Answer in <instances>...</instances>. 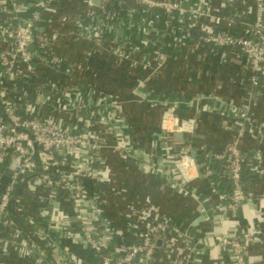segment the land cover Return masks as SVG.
<instances>
[{"label": "built area", "instance_id": "built-area-1", "mask_svg": "<svg viewBox=\"0 0 264 264\" xmlns=\"http://www.w3.org/2000/svg\"><path fill=\"white\" fill-rule=\"evenodd\" d=\"M132 1L137 7L126 8L125 15L132 16L136 11L146 17L154 15L164 24L159 29L162 36L173 32L179 23L188 25L187 36L193 47L220 52L223 61L240 66L255 90L264 89V0H243L245 7L229 16L217 15L215 11L220 7L206 0L193 5L176 0ZM230 1L234 0H225L224 6ZM110 3L111 0H106L97 9L90 2L95 9L78 18L80 35L98 40L116 33L107 22H100L102 17L120 19L124 15L112 14L108 8ZM55 10L53 0H0V12L9 14L0 23V231L12 230L6 240L0 236V246H16L34 264H71L42 228L40 221L48 220V229L58 232L72 231L77 226L100 264H153L155 241L160 235L153 236L163 233L165 238H172L171 223L157 213L150 219L132 222L119 240L112 222L104 215L103 192L91 193L86 178L98 185L109 184L110 167L104 152L117 148L139 168L161 175L176 189L196 194L183 180L167 151L159 161L156 155H147L136 147L125 118L110 95L82 85L67 87L47 83L44 79L30 98L28 90L19 86V82L28 83L31 78L42 77L33 62L35 55L54 67H69L55 54L48 37L47 28ZM251 13H255L254 22L247 21ZM195 30L200 34L194 35ZM150 33H145L149 49L152 46L149 51L138 48L136 42L122 34L113 38L115 47L118 50L130 42L132 46L125 54L164 56L166 53L161 48L153 46ZM33 44L34 50L30 48ZM154 49L161 52L155 53ZM168 103L180 106L179 101ZM220 103L223 111L234 113L236 122L232 127L240 136L249 133V124L264 125L247 111L224 101ZM192 104L193 101L188 102ZM162 138L165 142V137ZM110 140H113L111 144ZM210 161L222 165L231 184L230 200L213 209L212 221L221 224L228 212L253 199L244 179L248 156L235 143ZM207 174L212 176V170ZM62 202L74 209L73 216L66 213ZM179 233L190 252L198 254L199 240ZM215 238L218 246L229 254L231 264H251L247 250L249 233L246 239L229 232H219ZM187 259L181 257L179 264H187Z\"/></svg>", "mask_w": 264, "mask_h": 264}, {"label": "water", "instance_id": "water-1", "mask_svg": "<svg viewBox=\"0 0 264 264\" xmlns=\"http://www.w3.org/2000/svg\"><path fill=\"white\" fill-rule=\"evenodd\" d=\"M105 1L53 0L56 10L47 28L48 37L55 54L67 62L69 67H54L41 56L35 55L33 62L38 74L47 83L67 87L84 84L110 95L125 118L134 142L144 151L151 144L148 152L152 154L154 142H150L151 137L162 134L168 146V156L183 180L204 192L212 205L218 208L221 201L215 200L206 192L211 190L217 197L215 187L207 175L208 163L213 156L224 154L230 145L237 143L241 146L246 136H240L235 127H227L226 117L222 112L195 107L183 110L168 103V95L182 93L213 97L241 108L255 118L263 119L264 111L261 106L264 93L255 90L249 81L229 73L220 62L209 60L207 56L199 59L194 57L192 62H184L183 58L170 54L162 57L129 55L125 52L132 46L130 42L117 50L116 42L111 36L92 40L80 35L78 18H75L72 11H93L95 8L90 2L101 9L97 5ZM78 3L81 6L75 5ZM67 5L74 8H66ZM56 25L70 27L72 34L68 36V40L71 38L77 48H84L86 51L75 57L63 54L59 50L60 40L55 38L54 32L58 30ZM221 28L237 32L232 28ZM30 48L34 50L35 45ZM64 51H68L66 46ZM151 121L152 123H147ZM208 136L216 140L214 149L209 147ZM113 153L115 159L108 161L110 185L124 218L119 224L123 228L119 238L125 236L131 221L147 220L157 213L166 217L188 238L196 240L214 234L215 224L195 195L176 189L159 174L139 168L122 156L117 148L113 149ZM103 212L111 222H115L107 210L103 209ZM191 218L196 219L201 226L195 225ZM200 220L203 221L199 222ZM158 235L160 237L155 241L153 254L154 264L172 263L166 257L167 239L163 233L153 237ZM248 248L251 264H264V233L254 234Z\"/></svg>", "mask_w": 264, "mask_h": 264}, {"label": "crops", "instance_id": "crops-1", "mask_svg": "<svg viewBox=\"0 0 264 264\" xmlns=\"http://www.w3.org/2000/svg\"><path fill=\"white\" fill-rule=\"evenodd\" d=\"M202 0H183L185 5H193L198 4ZM204 1V0H203ZM207 2H211L215 6L218 7H225L224 3L225 0H206ZM77 7L81 6V4H75ZM75 6V7H76ZM66 8H74L72 5H67ZM242 9V8H241ZM255 13H251L247 16V21L254 22L255 21ZM139 15V16H138ZM145 17V20H143ZM132 19L135 20L134 24L122 22L119 24L120 34L124 38H129L133 41L136 39L141 40L142 33L151 32L149 35L151 36V41L153 42L154 47H159L163 52L166 54H170L173 57L183 58L184 62H192V59L195 57L197 59L204 57L201 56L202 52L198 53V49L193 47L192 40L187 36L188 25L186 27L185 24H177V27L174 28L173 32L166 34L167 36H162L160 34L159 29L164 27L162 21H158V19L153 15V17H146L140 14L139 12L132 13ZM143 20L142 24H137L138 21ZM151 23L149 24V22ZM154 21V23H153ZM158 21V22H157ZM157 25V26H156ZM69 32L71 31L70 27H65ZM116 31V30H115ZM118 33V32H117ZM114 33L111 35L112 38L118 36L119 34ZM116 35V36H115ZM134 37H137L136 39ZM122 38V37H118ZM135 39V40H134ZM64 46L68 48V51H64ZM59 50L69 56H76L82 54L80 52H85L84 48L79 49L73 43L72 39L68 40V36L64 37L60 40V48ZM70 50V51H69ZM209 60H216L220 62L223 67H225L229 73L234 75H239L243 79L247 80L241 71V68L238 64H234L230 61H223L220 52H214L212 55H206ZM73 57V58H74ZM75 60V59H74ZM248 81V80H247ZM85 87H89L84 84H79ZM264 93V89L261 90ZM168 101H179L180 108L183 110H192L191 108H206L208 110L222 112L226 117L225 125L227 127H231L235 124L236 119L233 112L230 111H223L221 107V100L213 98V97H199L195 95H185L182 93H174L172 95H168ZM214 99V102H213ZM193 101L192 105H188V102ZM261 110L264 111V102L261 106ZM228 119V120H227ZM260 122H264V118H256ZM153 121V120H152ZM151 122H147L152 123ZM208 125V124H207ZM213 125H211L212 130ZM203 130V129H202ZM249 133L246 134L244 141L241 145L242 150L247 154L248 161L246 164V170L244 173L245 179V187L249 194L253 196L251 201L245 203L244 205L237 208L235 211L228 212L226 216L222 219L221 224H215V231L214 236L212 234H208L203 236L202 238L196 239L199 240V245L197 248L198 254L191 253L188 247L183 242L182 238L180 237V233L177 232L178 230L172 225L171 227V236L172 238H166L168 242V246L166 249V257L167 259L172 262L169 264H179V260L181 257L188 258L187 264H228L230 263L229 254L222 250L218 244L216 243V236L219 232H229L233 234H237L241 239H246V236L251 235V238L254 234H263L264 233V125L256 124H249V129H247ZM210 131V130H209ZM216 133V130L213 131ZM162 134H157L156 136L151 137L150 142H154V149L153 153L156 155V158L160 161L162 156L167 151V143L164 142L162 138ZM216 137V135H215ZM143 139V138H142ZM209 147L214 149L216 147V140L214 138H207ZM113 140L109 141L111 144ZM212 141V142H211ZM151 144L148 145L149 148L146 149V154L151 155L150 149ZM136 147L139 150H143L139 144H136ZM144 151V150H143ZM104 156L106 158V162L111 161V159H115L114 153L112 148L106 150L104 152ZM168 163L170 161H167ZM212 170L213 175L208 176L211 183L215 187V194L213 191L206 190L209 195H212L214 199H219L221 204L226 203L230 200L231 196V184L227 178V173L223 169L220 163L215 161H209L208 163V170ZM208 175V174H207ZM161 176V175H160ZM162 177V176H161ZM111 178V174H110ZM164 178V177H163ZM86 183L91 193L100 191V188L106 186L111 192H103L105 198L104 204V211H108L110 217H112L114 221H112V225L114 230L117 232V235L122 234L121 226L119 224L123 221V215L121 213L120 206L117 205V199L114 194L113 187L109 184L106 185H98L96 182L93 181L91 178H86ZM97 184V185H96ZM195 192V196L198 200H200L204 206L205 212L208 214L209 209L210 211V219L214 218L215 212L213 209L215 207L212 203L206 198L204 192L199 191L195 187H193ZM1 190V188H0ZM164 202V201H163ZM63 203V202H62ZM220 204V205H221ZM63 209L66 213H70L71 216L75 214L74 209L68 205L63 203ZM214 212V213H213ZM212 214V215H211ZM105 215V213H104ZM217 215V210H216ZM107 218L108 216L105 215ZM109 219V218H108ZM221 219V218H220ZM110 220V219H109ZM195 225L198 227L201 226V223L198 224L196 219H192ZM195 220V221H194ZM203 220H200L201 222ZM133 221L130 222V226H132ZM40 224L42 228L46 232L50 234L53 238L54 242L62 249L63 255L67 258V260L71 264H100L99 258L96 254L85 244V241L79 232L77 226H74L72 231H56L53 229H48L49 222L48 220H41ZM128 227V228H129ZM127 228V229H128ZM131 228V227H130ZM175 228V229H174ZM55 229V228H54ZM177 230V231H176ZM134 230H132L133 232ZM12 233L11 229H5L0 231V236L3 237L2 239L6 240L7 237L10 236ZM179 235V236H178ZM118 239L120 240V238ZM249 237V236H248ZM195 240V241H196ZM134 241V239H133ZM217 244V245H216ZM5 245V244H4ZM0 246V264H34L33 260L25 255H23L16 246L14 245H5ZM249 246V242L247 243V248ZM249 252V248L247 249ZM154 264V260H153Z\"/></svg>", "mask_w": 264, "mask_h": 264}, {"label": "trees", "instance_id": "trees-1", "mask_svg": "<svg viewBox=\"0 0 264 264\" xmlns=\"http://www.w3.org/2000/svg\"><path fill=\"white\" fill-rule=\"evenodd\" d=\"M244 4L245 3L243 2V0L230 1V2L226 3L225 7H220L219 9H217L215 11V13L217 15L229 16V15H232L235 12L236 9L244 8L245 7ZM212 6L217 7L214 4H212ZM135 7H137V6L134 4V2L132 0H111V3L108 4L109 10L116 17L126 13V11H127L126 8L127 9H133ZM140 10H141V8H140ZM8 18H9V14L0 12V23L1 22H5ZM193 34L197 36V35L200 34V32L195 30V31H193ZM197 52L198 53L199 52L200 53L201 52L202 53H207L209 55H212L214 53L211 50L206 49V48H200V49H198ZM43 82H44V78L40 77V78H31V80L28 83H25L23 81V82H19L18 84H19L20 87L26 88L28 90V92H29V95H30L29 97L32 98L36 94V88L38 87V85L40 83H43ZM100 191L111 192V190L108 189L106 186L100 188Z\"/></svg>", "mask_w": 264, "mask_h": 264}, {"label": "rangeland", "instance_id": "rangeland-1", "mask_svg": "<svg viewBox=\"0 0 264 264\" xmlns=\"http://www.w3.org/2000/svg\"><path fill=\"white\" fill-rule=\"evenodd\" d=\"M132 16L129 14V15H123L122 16V18H100V22L102 23V22H107V24H109L112 28H114L116 31V33L118 32V34H120V29H119V21H118V19L120 20V21H122V22H127V23H135V20L134 19H132L131 18ZM114 19V20H113ZM96 24H97V22L95 21V23H94V25L96 26ZM111 34H113V33H111ZM135 39L137 38V37H134ZM134 39V40H135ZM134 42H136V46L138 47V48H140V47H143L144 49H145V51H149L151 48H152V46H151V48L149 49V38L146 36V35H144L143 33H142V37H141V40H138V39H136ZM147 48V49H146ZM153 52H155V53H159V52H161V50H159V51H157L156 49H154L153 50Z\"/></svg>", "mask_w": 264, "mask_h": 264}, {"label": "flooded vegetation", "instance_id": "flooded-vegetation-1", "mask_svg": "<svg viewBox=\"0 0 264 264\" xmlns=\"http://www.w3.org/2000/svg\"><path fill=\"white\" fill-rule=\"evenodd\" d=\"M72 13L74 14L75 18H80L82 17L84 14L87 15L85 12H83L81 9H77L76 11H72ZM57 27L58 30H56L55 33V37L58 40H62L64 37L70 36L72 34V31H68L66 28H64L63 26H55ZM66 64H68L66 62Z\"/></svg>", "mask_w": 264, "mask_h": 264}]
</instances>
